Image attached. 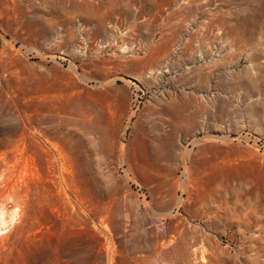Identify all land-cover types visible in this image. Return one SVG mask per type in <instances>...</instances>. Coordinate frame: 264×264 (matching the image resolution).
<instances>
[{
  "label": "rangeland",
  "instance_id": "obj_1",
  "mask_svg": "<svg viewBox=\"0 0 264 264\" xmlns=\"http://www.w3.org/2000/svg\"><path fill=\"white\" fill-rule=\"evenodd\" d=\"M0 264H264V0H0Z\"/></svg>",
  "mask_w": 264,
  "mask_h": 264
}]
</instances>
